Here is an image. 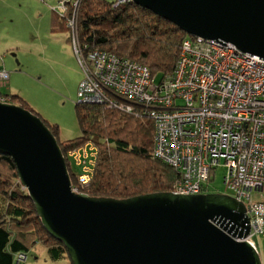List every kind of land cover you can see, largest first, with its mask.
Returning a JSON list of instances; mask_svg holds the SVG:
<instances>
[{
    "label": "water",
    "instance_id": "95a60500",
    "mask_svg": "<svg viewBox=\"0 0 264 264\" xmlns=\"http://www.w3.org/2000/svg\"><path fill=\"white\" fill-rule=\"evenodd\" d=\"M127 2L192 38L264 59V0ZM0 155L13 160L43 227L64 245L71 264H263L243 241L251 230L243 202L216 193L127 200L79 195L44 119L2 101Z\"/></svg>",
    "mask_w": 264,
    "mask_h": 264
},
{
    "label": "built area",
    "instance_id": "2783aa9c",
    "mask_svg": "<svg viewBox=\"0 0 264 264\" xmlns=\"http://www.w3.org/2000/svg\"><path fill=\"white\" fill-rule=\"evenodd\" d=\"M73 46L84 72L79 102L107 103L113 95L153 105L154 156L180 175L171 193H212L210 183L223 166L227 195L247 207L251 230L243 241L256 248L254 239L264 235V59L190 37L183 43L173 79L159 95L151 92L153 80L146 67L99 51L86 57L76 33ZM2 74L5 82L7 73L0 71V79ZM97 157L92 142L68 153L78 169L73 185L77 194L91 182Z\"/></svg>",
    "mask_w": 264,
    "mask_h": 264
},
{
    "label": "trees",
    "instance_id": "16d2710c",
    "mask_svg": "<svg viewBox=\"0 0 264 264\" xmlns=\"http://www.w3.org/2000/svg\"><path fill=\"white\" fill-rule=\"evenodd\" d=\"M76 1L77 7L74 6ZM60 3L62 6L53 11L51 18L53 33L71 31L67 39L71 44L76 33L86 57L99 51L137 62L152 75L151 92L164 94L174 77L183 43L190 36L152 12L128 2L60 0ZM63 7L66 8L64 14ZM1 62L2 59L0 71H4ZM1 97L19 101L20 104L14 105L36 114L18 95L4 93L0 88V101ZM153 109L151 104L126 101L113 95L107 103L78 102L76 112L81 136L65 142L58 138L59 126L44 120L60 144L74 186H77L78 169L68 159V153L88 142L98 148L92 180L87 186L79 187L81 195L127 200L174 190L179 173L154 156ZM0 175V264H23L38 246L48 249L54 261L71 262L64 245L43 227L10 157L0 155ZM21 256L26 257L24 262L19 261Z\"/></svg>",
    "mask_w": 264,
    "mask_h": 264
},
{
    "label": "rangeland",
    "instance_id": "374dc122",
    "mask_svg": "<svg viewBox=\"0 0 264 264\" xmlns=\"http://www.w3.org/2000/svg\"><path fill=\"white\" fill-rule=\"evenodd\" d=\"M61 6L60 0H0L1 66L8 76L4 82L2 74L0 88L10 95L23 92L27 106L48 123L58 125V138L65 142L81 136L76 104L84 72L73 44L67 42L71 31L53 33L51 30L53 11ZM1 99L20 104L6 97ZM226 172L223 166L217 168L210 192L228 193L224 184ZM254 241L264 264V235ZM23 264L71 262L54 261L48 249L38 246Z\"/></svg>",
    "mask_w": 264,
    "mask_h": 264
},
{
    "label": "crops",
    "instance_id": "0c3cea01",
    "mask_svg": "<svg viewBox=\"0 0 264 264\" xmlns=\"http://www.w3.org/2000/svg\"><path fill=\"white\" fill-rule=\"evenodd\" d=\"M8 92H9V90H8ZM7 93V92H6ZM14 95H18V96H20L21 98H23L24 99V94H23V92H21V91H19L18 92V94H14ZM22 95V96H21Z\"/></svg>",
    "mask_w": 264,
    "mask_h": 264
}]
</instances>
